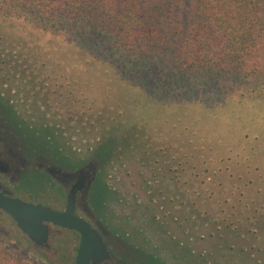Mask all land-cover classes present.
I'll use <instances>...</instances> for the list:
<instances>
[{
  "label": "rangeland",
  "instance_id": "rangeland-1",
  "mask_svg": "<svg viewBox=\"0 0 264 264\" xmlns=\"http://www.w3.org/2000/svg\"><path fill=\"white\" fill-rule=\"evenodd\" d=\"M47 30L0 0V93L29 101L18 110L42 116L75 153L116 143L106 220L125 233L143 232L166 258L185 254L181 240L201 257H192L197 263L214 253L220 264L231 254L230 263L245 264L238 252L251 248L236 244L232 252L225 240L240 241L213 231L208 219L264 215L263 99L232 80L199 87L193 77L192 88L186 80L162 88L155 70L120 57L113 40L89 47L75 30ZM0 249L51 264L2 212Z\"/></svg>",
  "mask_w": 264,
  "mask_h": 264
},
{
  "label": "trees",
  "instance_id": "trees-1",
  "mask_svg": "<svg viewBox=\"0 0 264 264\" xmlns=\"http://www.w3.org/2000/svg\"><path fill=\"white\" fill-rule=\"evenodd\" d=\"M4 1L51 35L75 30L89 47L113 40L120 57L155 70L162 88L232 80L264 101V0ZM0 264L29 263L0 249Z\"/></svg>",
  "mask_w": 264,
  "mask_h": 264
},
{
  "label": "flooded vegetation",
  "instance_id": "flooded-vegetation-1",
  "mask_svg": "<svg viewBox=\"0 0 264 264\" xmlns=\"http://www.w3.org/2000/svg\"><path fill=\"white\" fill-rule=\"evenodd\" d=\"M18 99L16 95L0 93L1 193L9 199L61 215L71 211L76 218L88 224L102 247L97 262L94 263L96 257L92 256L91 264H220L214 253L211 260L209 256L201 255L204 262L192 261L194 256L201 257L181 240L178 244L184 246L185 254L181 258L175 254L173 259L166 258L165 252L156 244L149 243L143 232L125 233L123 229L114 228L106 217L108 212L112 214L108 167L116 152V143L103 144L96 149L98 153L95 151L93 154L92 151L88 156L75 153L65 146L59 131L42 123V116L35 118L29 112L21 113L18 109H26L29 101L20 97L21 103L18 104ZM0 212L12 221L38 254L47 256L51 264H76L83 238L80 232L44 221L45 235L34 239L18 225L14 215L1 208ZM234 215L221 218L218 214L219 220L212 218L208 222L212 223L213 231L229 233L241 242L233 243L225 238L232 252L235 253L236 244L251 248L250 253L243 249L238 252L245 258V264H264V259L259 257L264 256V215H247L244 222ZM157 224L164 225L161 222ZM234 255L229 256L228 264H232ZM64 256H67L66 262Z\"/></svg>",
  "mask_w": 264,
  "mask_h": 264
},
{
  "label": "water",
  "instance_id": "water-1",
  "mask_svg": "<svg viewBox=\"0 0 264 264\" xmlns=\"http://www.w3.org/2000/svg\"><path fill=\"white\" fill-rule=\"evenodd\" d=\"M0 208L7 213L14 215L18 225L31 238L43 237L45 228L42 222L49 221L67 228L74 229L82 234V242L78 251L76 264H91L92 256L97 262L98 253L102 251L95 232L84 221L76 218L71 211L65 214H58L40 206L24 204L21 201L12 200L0 192Z\"/></svg>",
  "mask_w": 264,
  "mask_h": 264
}]
</instances>
